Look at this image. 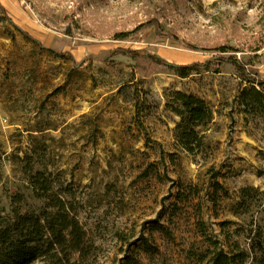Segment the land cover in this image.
<instances>
[{
  "label": "rangeland",
  "instance_id": "374dc122",
  "mask_svg": "<svg viewBox=\"0 0 264 264\" xmlns=\"http://www.w3.org/2000/svg\"><path fill=\"white\" fill-rule=\"evenodd\" d=\"M150 55L211 69L183 78ZM229 58L264 79V0H0V221L20 194L22 212L44 206L30 165L76 191L95 245L81 264H194L198 221L223 241L241 189L264 191V116L240 105ZM175 91L213 109L195 154L175 139Z\"/></svg>",
  "mask_w": 264,
  "mask_h": 264
},
{
  "label": "trees",
  "instance_id": "16d2710c",
  "mask_svg": "<svg viewBox=\"0 0 264 264\" xmlns=\"http://www.w3.org/2000/svg\"><path fill=\"white\" fill-rule=\"evenodd\" d=\"M128 37V34L118 35L119 40H126ZM228 50L225 47L214 49L221 53L229 52ZM150 58L183 78L198 70L210 71L212 63L208 60L204 63L178 66L164 63L153 55ZM228 62L238 68L248 84L239 95L240 105L245 108V112L264 116V79L248 77L244 67L235 58H229ZM167 107L180 117L175 128L178 145L189 154L201 151L205 146V136L201 128L213 120L210 104L194 94L175 91ZM27 168L35 197L45 201V204L38 211L29 209L22 212L20 205L25 202V196L20 194L14 197V202L18 205L13 210L15 217L0 221V264L83 263L91 256L95 245L79 219L80 205L76 191L72 186L58 184L52 173L43 170L33 172L30 165ZM214 187L218 191L222 189L220 183H216ZM182 196L181 191L175 195L178 200ZM226 196H229L228 193ZM238 198L239 201L232 211L244 218L242 223L232 233L223 231L225 229L222 228L225 239L221 241L210 237L206 225L203 221H198L202 243L190 246L186 253L188 261L194 264H264V191L247 186L241 189ZM212 202L217 203L215 196H212ZM230 223L232 221L223 222L221 226L225 228ZM160 228L171 235L166 227ZM118 238L123 242L129 239L122 233L118 234ZM143 238L148 240L144 236ZM144 247L149 253L156 250L153 246L144 244Z\"/></svg>",
  "mask_w": 264,
  "mask_h": 264
}]
</instances>
